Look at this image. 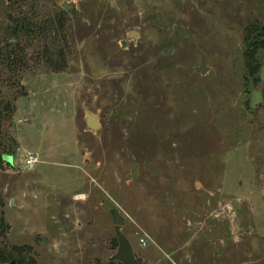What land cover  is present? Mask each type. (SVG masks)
Masks as SVG:
<instances>
[{"label": "rangeland", "instance_id": "1", "mask_svg": "<svg viewBox=\"0 0 264 264\" xmlns=\"http://www.w3.org/2000/svg\"><path fill=\"white\" fill-rule=\"evenodd\" d=\"M0 152V264H264V0H0Z\"/></svg>", "mask_w": 264, "mask_h": 264}, {"label": "water", "instance_id": "2", "mask_svg": "<svg viewBox=\"0 0 264 264\" xmlns=\"http://www.w3.org/2000/svg\"><path fill=\"white\" fill-rule=\"evenodd\" d=\"M61 8L65 11H74L75 4L72 2H63ZM130 39L136 37L135 32H130L128 34ZM125 42H122V47H124ZM195 71L199 72L201 75L206 71L207 67L204 65V55L200 54V59L198 66H196ZM99 118L92 115L88 111H85V126L89 131H96L100 128ZM2 160L10 165H13L12 156H3ZM12 203V201H11ZM111 217L114 226V233L117 241V250L115 254L110 258V261L119 262L121 264H139L137 258L134 255L133 248L130 242L125 236L121 233V226L123 224V218L119 215L116 209L111 210ZM9 264H15V261H11Z\"/></svg>", "mask_w": 264, "mask_h": 264}, {"label": "trees", "instance_id": "3", "mask_svg": "<svg viewBox=\"0 0 264 264\" xmlns=\"http://www.w3.org/2000/svg\"><path fill=\"white\" fill-rule=\"evenodd\" d=\"M56 18H57V22L59 23V21H60V19L62 18V16L64 15V13H63V11H61V10H57L56 12ZM19 24H20V29H22V30H24V31H29L30 30V28L31 29H37V30H39L40 29V26H42V24H38V23H36V22H34L33 20H30V22L28 21V20H26V19H21V20H19ZM59 29H60V27H58ZM58 32H59V30L58 29H56ZM247 58H248V60H249V64H251L252 62H253V64H254V59H253V56H252V54L250 53L249 55H247ZM12 63H14V62H12ZM255 65V64H254ZM251 66L253 67V65L251 64ZM252 71H256V69H251V70H249V75L252 73ZM5 155H7V156H12L13 157V155L12 154H10V152H7V153H5V152H0V164H2L4 161L2 160V158H3V156H5ZM4 225V223H3V219H2V216H0V230L2 229V226ZM1 232V231H0ZM1 236V235H0ZM6 261V257L4 256V253H3V251H2V249H0V262H5ZM96 264H102V263H96ZM105 264H121V263H119V262H114V261H108L107 263H105Z\"/></svg>", "mask_w": 264, "mask_h": 264}, {"label": "built area", "instance_id": "4", "mask_svg": "<svg viewBox=\"0 0 264 264\" xmlns=\"http://www.w3.org/2000/svg\"><path fill=\"white\" fill-rule=\"evenodd\" d=\"M21 153L22 165L24 168L32 170L36 164L40 163L37 154L28 151H22ZM141 242L143 245H145L144 241L141 240Z\"/></svg>", "mask_w": 264, "mask_h": 264}, {"label": "crops", "instance_id": "5", "mask_svg": "<svg viewBox=\"0 0 264 264\" xmlns=\"http://www.w3.org/2000/svg\"><path fill=\"white\" fill-rule=\"evenodd\" d=\"M38 154V153H37Z\"/></svg>", "mask_w": 264, "mask_h": 264}]
</instances>
